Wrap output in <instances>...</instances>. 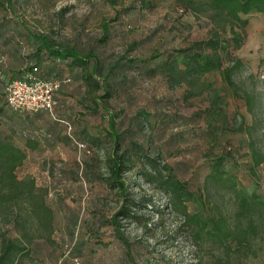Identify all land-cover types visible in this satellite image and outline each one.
<instances>
[{
	"label": "rangeland",
	"instance_id": "1",
	"mask_svg": "<svg viewBox=\"0 0 264 264\" xmlns=\"http://www.w3.org/2000/svg\"><path fill=\"white\" fill-rule=\"evenodd\" d=\"M141 1L10 0L6 4L0 0V21L11 15L31 30L53 29L58 33L56 41L67 42L81 54L92 50L107 60L110 52L133 61L150 57L151 65L159 53L166 56L211 36L213 24L203 8L184 9L175 0H143L146 5ZM243 18L248 20L244 29L234 28L242 44L230 49L232 56L241 59L233 73L236 94L217 71L194 84L170 87L162 76L141 77L137 67L130 70L135 83L128 82L111 97H98L105 89L99 78L102 89L89 94L98 98L99 112L94 115L77 102L82 98L73 96L85 95L78 93L77 83L68 84L57 111L69 123L73 137L85 139L82 150L68 137L63 123L41 112L20 115L25 113L9 108L0 91L2 135L14 138L27 153L16 175L32 178L35 195L42 194L48 207L32 206L26 199L0 204V243L13 237L21 241L16 264H264V226L246 251L242 250L245 241L227 252L210 241L194 245L181 225L182 215L166 204L165 193L138 174V167L120 173L118 179L127 189L123 196L106 161L113 145L107 136L108 121L113 119L122 128L136 110L145 109L150 115L159 114L156 129L143 139L148 155L159 166L172 167L188 186L199 188L207 165L222 156L226 170L238 173L237 180L264 199V162L251 167L249 150L252 143L264 156V13L251 12ZM105 25L109 37L101 41ZM244 92L255 115L241 98ZM215 93L222 98L224 117L207 119ZM149 119L153 121L152 116ZM241 125L244 131L237 130ZM19 126L25 133L35 131L37 142L26 145L16 133ZM89 137H98L99 142L94 144ZM249 169L254 171L251 176ZM231 197L220 192L216 203H229ZM123 203L140 217L134 220L117 214ZM185 205L191 209L189 203ZM147 216L151 220L146 226Z\"/></svg>",
	"mask_w": 264,
	"mask_h": 264
},
{
	"label": "trees",
	"instance_id": "2",
	"mask_svg": "<svg viewBox=\"0 0 264 264\" xmlns=\"http://www.w3.org/2000/svg\"><path fill=\"white\" fill-rule=\"evenodd\" d=\"M9 4L10 0H5ZM142 4L147 2L141 1ZM184 9L201 7L203 12L211 20L213 27L211 36L193 42L189 47L175 49L173 53L159 57L150 64L151 58L133 61L126 56H119L110 52L109 60L100 57L98 53L92 52L81 54L67 42L56 41V33L40 29L31 30L23 22L17 21L11 15L0 21V91L5 97V84L8 80L22 78V74L30 71L33 67L38 69L37 75L44 80H57L59 89L54 94L56 115L55 122H61L67 128L66 120L58 113V105L62 103L60 94L66 86L77 83L79 95H73L82 107L88 112L97 115L99 112L98 98L94 95L97 90L102 89L100 79L105 89L102 97H111L112 93L126 88L128 82L135 83L131 78L130 70L139 68V75L143 78L151 76H162L170 87L175 85L191 83L203 78L206 74L220 72L223 80L235 88L233 80L234 70L241 65V59L234 57L230 49L237 50L242 44V37L234 28L244 29L248 20L243 18L251 12L264 13V0H175ZM144 5V6H145ZM102 40H107L108 26H104ZM228 33L230 37L226 36ZM58 34V33H57ZM230 62L224 67V63ZM9 63V64H8ZM99 76V77H97ZM98 78V79H97ZM84 88V90L82 89ZM89 95V96H87ZM80 97V98H79ZM90 105L86 106V99ZM245 101L248 112L255 115V109L250 105L247 92L241 96ZM6 101V100H5ZM93 103V105H92ZM223 101L219 94L215 93L209 101L206 110L207 119L224 117L221 107ZM1 109V107H0ZM48 115L47 112L40 111ZM36 113L20 114L23 116L36 115ZM60 114V115H59ZM134 116L128 119L126 126H117L113 119L108 121L107 136L112 140L111 150L106 158L110 170V177L122 192L126 193V184L119 178L120 173L130 172L139 168L138 174L150 185L158 188L168 198L173 212L182 215V227L188 230L192 236L194 245H199L202 240L210 241L222 247L224 252L231 250L232 246L239 247L245 241L242 250L246 251L252 247V239L256 238L258 230L264 226V199L255 190L248 191L238 180V173L226 170L223 157L214 160L207 165V171L202 178V187L188 186V183L178 178L172 167L159 166L156 159L148 155L149 148L144 147L143 139L156 129L155 116L150 115L145 109L136 110ZM152 116L153 121L149 118ZM125 119V118H124ZM254 123V122H253ZM67 124H69L67 122ZM163 121H159V126ZM13 129L12 125H8ZM238 131H244L243 125ZM147 128L148 132L145 131ZM72 131V130H71ZM21 132V133H20ZM16 133L28 142H37L35 131H23L22 126L16 129ZM73 135V133L71 132ZM45 136V134H44ZM48 136V135H47ZM45 136V137H47ZM75 139L86 146L85 139L78 136ZM94 144L99 142L98 137H89ZM153 140V139H152ZM35 142H32V147ZM27 147V146H26ZM251 167L264 162V156L255 146L250 143ZM27 158L25 147L14 142V138L2 135L0 129V204L3 202L26 199L32 206H41L48 209L42 194L35 195L37 190L35 182L30 177L18 178L16 169L21 166ZM140 163V164H139ZM239 168L240 163H235ZM245 173L248 171H244ZM253 169H249L251 176ZM117 179V180H116ZM229 193L232 201L217 204L220 192ZM215 197V201L210 199ZM125 199V198H124ZM189 203L191 209L185 205ZM139 207L140 203H135ZM146 208L147 205H143ZM160 213L162 210L157 209ZM234 213L233 218L230 217ZM117 214L137 220L140 216L129 211L123 203ZM145 224L150 218H144ZM20 239L18 237L3 239L0 243V264H16L20 253Z\"/></svg>",
	"mask_w": 264,
	"mask_h": 264
},
{
	"label": "built area",
	"instance_id": "3",
	"mask_svg": "<svg viewBox=\"0 0 264 264\" xmlns=\"http://www.w3.org/2000/svg\"><path fill=\"white\" fill-rule=\"evenodd\" d=\"M38 69L33 67L26 72L22 78L6 81L5 100L9 108L22 113L47 112L53 119L54 94L59 89L60 83L57 80H44L37 75ZM2 76V75H0ZM67 135L74 142L75 146L82 150L85 144L77 141L71 134V127L67 124Z\"/></svg>",
	"mask_w": 264,
	"mask_h": 264
}]
</instances>
